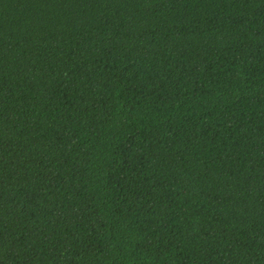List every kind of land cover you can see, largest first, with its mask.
I'll return each instance as SVG.
<instances>
[{
	"label": "trees",
	"instance_id": "1",
	"mask_svg": "<svg viewBox=\"0 0 264 264\" xmlns=\"http://www.w3.org/2000/svg\"><path fill=\"white\" fill-rule=\"evenodd\" d=\"M0 264H264V0H0Z\"/></svg>",
	"mask_w": 264,
	"mask_h": 264
}]
</instances>
